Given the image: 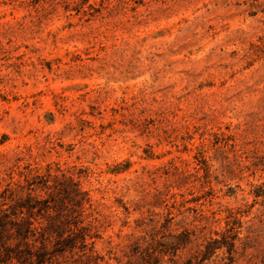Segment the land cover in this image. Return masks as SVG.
<instances>
[{"label":"rangeland","instance_id":"1","mask_svg":"<svg viewBox=\"0 0 264 264\" xmlns=\"http://www.w3.org/2000/svg\"><path fill=\"white\" fill-rule=\"evenodd\" d=\"M0 264H264V0H0Z\"/></svg>","mask_w":264,"mask_h":264},{"label":"trees","instance_id":"2","mask_svg":"<svg viewBox=\"0 0 264 264\" xmlns=\"http://www.w3.org/2000/svg\"><path fill=\"white\" fill-rule=\"evenodd\" d=\"M12 183L13 182H11L9 184V187L10 188H12V186H13ZM256 196L257 197H260L261 195L260 194H257ZM81 229H84V228H81ZM229 229H230L229 223H227V228H226L225 231L216 232V234L217 235H220L222 239H218V238L211 237L209 240H207V242L205 244V251H202V253L204 255H208L209 254V256H210V254L211 255H214V254L217 253L218 250L223 249V247H227L228 244L229 245L231 244V246H232L231 251H232L233 250V247H234V243L232 244V243L228 242L227 235H226V232L229 231ZM232 229H234V228L232 227ZM188 234L189 233H183L182 236H187L188 237ZM82 237H83V239H86L85 236H82ZM204 260H206V258Z\"/></svg>","mask_w":264,"mask_h":264}]
</instances>
